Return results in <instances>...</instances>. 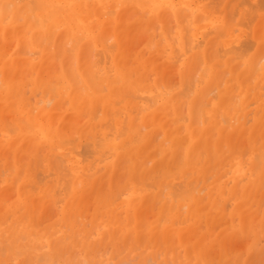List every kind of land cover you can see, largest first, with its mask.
<instances>
[{
    "label": "rangeland",
    "instance_id": "374dc122",
    "mask_svg": "<svg viewBox=\"0 0 264 264\" xmlns=\"http://www.w3.org/2000/svg\"><path fill=\"white\" fill-rule=\"evenodd\" d=\"M244 1L240 0L239 7L230 11V16L234 19L233 21L236 24L232 29L234 30V35L237 37L232 48L241 54L240 56H236L241 70V72L239 71L241 77L239 76L240 82L233 84L232 90L230 89L229 92V102L234 105L232 113L234 114L236 112L234 124H236L238 120L243 123L244 133L232 135L233 138L230 137L229 143L224 141V143H222V146H224L222 147L224 154L220 158L215 157V159H213L214 157H211L213 160L206 164L203 174H200L202 171H193L191 173L189 170L182 169V166H179V164L177 168H174L173 173H171L173 167L169 165L167 168L168 163L165 160V163L162 162L159 169L153 168L152 171L154 172L157 169V172H155L156 174L154 172H151L149 175L147 174L149 177L145 179L146 184L144 183L141 185L136 182L131 184L129 183L130 180L128 177L129 167L126 170L124 168L126 167L125 164H123L124 167L122 165L112 168L105 166L104 163L106 161L109 163L115 159L112 153L109 152L108 154L105 152L103 153L104 155L102 154L99 156V158L102 157L101 160L105 158L103 162L99 158V160L95 159L96 156L90 153V151L86 154L91 147L87 146L88 143L85 141L87 139H80L77 133L66 138L68 140L71 139V141L75 139L73 141L74 143L72 142L74 145L69 143L68 140V142L66 140L63 141V139L58 144L50 146L53 148L50 150L48 147L49 144H42L43 142L38 139V142L36 141L32 146H29L30 150L23 149L16 155L14 147L20 149V143L18 142L19 140H17V132L14 130L13 125H11L12 116L10 112L4 113V115H6L4 117V123H0V246H4V250H1L2 248L0 247V264H42V262L36 263V261L38 259H43V255L41 256L42 258H39V254H41L43 250L48 251L47 256L50 257L48 261V257L44 258L42 261H45V263L43 264H264V171L259 169L260 171L258 172L257 164L259 163L256 161L258 158L257 155L259 154L255 153L256 151L259 153L264 152V53H262V51H264L262 50L264 49V46H262L264 45V39H261L259 43H257V40L253 37L252 30L256 20L249 21V28L247 21L240 20L238 12L241 8L253 9L251 7L254 6L255 9V6H258L262 7V9L257 7V13L264 18V3L261 2V6L259 1L260 5L257 2L250 5L248 8L247 5L250 4V2H256L257 0ZM129 7L130 9L127 12L131 22L136 23L138 19L142 20V25L137 24V26L133 27L135 32L131 34L129 45L127 44L128 66L133 72L142 71L145 84L147 85L145 90L138 92L140 99L142 95V97H146L144 99L145 101L141 99L143 102H146V100L151 102L153 100V103H149L150 108L154 105L152 107L153 109L156 108L155 105L157 104L155 103L156 100H154L156 94H154V96L153 93H158L159 91L161 94L165 91L166 93L164 92V94H161L162 96H168L170 94L177 95L176 99L179 98L178 103H182L183 105V107H180L179 116L182 117L184 111L185 117L182 118H184L185 122L188 120V101L195 98L197 99L204 89L205 96L202 98L200 97V101L207 103V100H209L216 103L219 96L218 91L220 88L223 89L225 85H227L226 80L229 74L227 73L224 78L220 77V80L218 79L214 83L213 81H209L210 73L206 68L202 69L206 63L199 53L203 46L202 43H204V38L202 37L204 32L201 31L203 33L197 32L194 34L193 25L183 21L182 18L178 17L171 9L162 11V14H156L149 11L148 8H141L138 7V5H131ZM241 22H244V24ZM247 28L249 29L247 30ZM30 35V31L26 32V34L21 31V34L9 36V40H7L5 44L0 40V61L2 56H6L13 50H17L18 44H20L21 41L24 43L23 40L28 43L26 45V50L23 49V52L25 51L26 54L27 51L29 53L31 52L30 54L33 58L37 59V55H34V50L31 48L32 44L29 43ZM111 36L110 34L106 35L105 39L107 44L115 40V37ZM245 39L249 41V44H245ZM188 40H190L191 43H188ZM197 41L198 43L200 41L201 44L199 45L196 43ZM192 42L194 45L193 47L191 46ZM240 42L244 43L241 45ZM115 43L116 41L111 44ZM151 43L152 45H150ZM195 43L197 47H195ZM243 44L249 45V47L247 48ZM237 45L241 46L239 47ZM190 46L192 48H190ZM100 47L101 46L98 45L97 47L94 45L87 47L86 54H88L87 57L90 58L91 63L95 60L93 58V60L91 59L90 54H92V49H96L93 52H97V50L99 51V49H101ZM237 47L239 48L237 49ZM258 49L262 51L259 50L260 52H258ZM6 51L8 52L4 55ZM222 51L223 50H221V52ZM256 53H260V55L262 53V58ZM36 54L38 53L36 52ZM98 55L99 53L97 57ZM92 56L94 57V55ZM190 56L191 58H189ZM248 59L251 62L248 64V67H244L245 61ZM95 61L100 64L97 58ZM258 61H260L259 64H257ZM75 62L76 60L74 61V66ZM222 69L224 70L221 71V73L223 72L224 75L226 74L225 72L229 70L225 68ZM245 70L246 72H244ZM61 72L62 67L60 60L59 58H55L48 64V72L45 78L39 79V81L38 77H35V81H33L34 76L37 74L34 73L27 64L26 69H24L25 75L20 76L25 87L24 90L26 91H24V98L26 101H28V103L31 102V106L33 105L37 108L43 106L46 108L53 107L54 99L52 98L50 100V92L44 91L43 86H56L57 84L55 85V83L58 82V76ZM242 72L243 74H241ZM193 75L195 76L193 77ZM199 75L202 77L201 80L195 78H199ZM0 76L1 84V70ZM249 76L252 79L248 78ZM199 80L201 81L200 85ZM209 83H211L210 86L214 85L213 87H220L216 89L212 87V92L211 87L208 86ZM237 84L240 86H237ZM183 86H185V90L182 93ZM210 90L212 93L215 92L214 94L216 95L214 96L216 97H214L212 93L210 95L208 94ZM45 92L47 93L45 94ZM184 93L189 95H185ZM151 95L154 96V99L150 100ZM161 95H159L157 99L160 98ZM237 100L238 106L236 104ZM67 106L68 104H64V107ZM170 113L172 114V112ZM100 116L101 112H97L95 116L91 117L88 111L84 110L78 117V120L80 119L79 123L81 124L91 118L97 122ZM198 118L201 119L200 115H198ZM226 121L222 123L227 125L229 121ZM153 123L147 122L144 129L142 128V131H151L155 143H157L156 140H161L158 143L165 140L162 142L163 145H169L171 142L169 139H164L165 134L160 123ZM9 126L11 128H9ZM166 127L172 129L175 127V124L171 123V125H167ZM8 128L13 130V133ZM9 131L11 133H9ZM182 134H185L184 130L180 134L181 137H183ZM211 137L216 138L217 134L214 133ZM14 140L16 142L13 144ZM182 143V140L178 139L174 144L175 146H179L175 147L176 154L179 152L181 153L183 150ZM229 144L234 145H231L232 148L229 149ZM37 145L40 146L37 147ZM256 148H260V150H255ZM30 151H34L35 153H31ZM82 151L86 152L82 153ZM59 152L60 154H58ZM63 152L64 154L66 152V157L61 154ZM203 153L204 152L201 154ZM28 154L29 156L27 158L25 155ZM230 154H232V156H230ZM59 155L63 156L61 160V156L59 157ZM47 156H50V159L48 157L49 164H46V160H43L46 159ZM223 156L224 159L222 160ZM92 158L93 160H91ZM179 158L180 156L177 157V159ZM76 159L79 160L78 164H75ZM15 160L21 161L20 167L24 168L23 172L21 170L18 173V169L14 164ZM87 160H90V163ZM92 161L95 164H100L102 162L100 164L101 166H99V164L95 166L99 168V170L93 167L95 164H93ZM53 164L54 166H52ZM147 166H152V163L147 162ZM86 167L87 169H85ZM25 168H29V171H32V173L25 170ZM164 168H167L170 174H175L179 169V177L175 175L174 177L177 178L172 179L173 175L168 177L164 176L165 178L161 180L160 178L164 173L165 175H170L169 172L166 173L165 170L164 173L161 171ZM90 170L94 172V175H92L93 173L85 175V172L87 171V173H89L91 172ZM159 170L161 172L158 173ZM50 171L52 175H46L48 172L50 173ZM59 171H63L64 174ZM80 171H84L85 174L83 172L80 173ZM254 171L257 172L255 173ZM56 172L57 174L59 172V175H56ZM188 172L190 174L187 176ZM68 173L71 175H68ZM157 173L161 176L158 178L160 179V183H157L158 180L156 181ZM38 175L39 177H37ZM67 175L70 181L66 178ZM183 175L186 179H182ZM27 176L28 178H26ZM154 178L156 179L154 180ZM42 179L43 181H41ZM49 179L53 182L57 180L62 181L61 184L63 187L59 185V181L57 182L61 187H59L61 195H55L60 197V200L63 199L60 202L58 201V203L56 201L54 202L56 182H52V185L49 183L46 185L44 184V180L49 182ZM188 179H192L190 181L191 183H187ZM253 179H256V182H258L257 186L256 184L253 186L250 185ZM66 180L69 181V187L65 184ZM173 180H175V182H172ZM47 182L45 181V183ZM166 182H169V184L171 182L177 184L172 186L171 184L167 185ZM181 182L192 185L194 188L190 186L189 188L191 191L189 190V192H194V194L201 199L200 208L197 210L194 209V214L189 211L188 201L185 199L184 193L182 194L179 190V187H181L183 192V188H185V186L182 188ZM24 183L26 185L24 190H26V192L29 191L28 195H32L31 199H35V203L30 200L31 204H28L30 203L28 202L29 199L26 201L23 199L26 193H23V195V191L18 189V185ZM160 184H163L161 185L162 188ZM73 187H75V193L73 192ZM247 188H249L248 192L246 191ZM67 189L68 191L66 192ZM161 189H163V191ZM45 191L49 192V196L45 197L44 200H39V195ZM172 191H174L173 194H170ZM178 192H180L181 195L180 193L178 194ZM174 193H176L177 196H174ZM185 193L188 194L186 191ZM74 194L75 196H79V199L77 198L72 209L75 210V214L74 211L72 212L69 208V205L73 202ZM140 195L145 196L141 198ZM46 198L47 200H45ZM67 203L69 205H67ZM107 204L108 206H106ZM135 213L139 215V223L137 222L138 226L140 225L139 227L135 224ZM170 233L171 236H169ZM7 247H9V249ZM25 250L28 252H24ZM37 255L39 257H36ZM51 259H54L53 262H55L53 263Z\"/></svg>",
    "mask_w": 264,
    "mask_h": 264
},
{
    "label": "bare ground",
    "instance_id": "6f19581e",
    "mask_svg": "<svg viewBox=\"0 0 264 264\" xmlns=\"http://www.w3.org/2000/svg\"><path fill=\"white\" fill-rule=\"evenodd\" d=\"M241 1H244V0H241ZM259 1L260 3L261 2L264 3V1H261V0H257L256 2L254 1L252 3L250 2V4L247 5L248 8L250 5H253L254 3H257V2L260 5ZM262 3H261V6H262ZM239 4H240V0L239 1L238 0H0V40L1 42L3 41L5 44L7 43V40H9V36H12V35L14 36L15 34H21V31L25 32V34L26 32L30 31L31 35L29 36L30 38L29 43L32 44L31 48L34 50L33 51L34 55H37V59H34L33 56L30 54L31 52L29 53L27 51V54L29 53L28 56L25 53V51L23 52V49L26 50V45L28 44L27 42H25V40H23L24 43H22L21 41L20 44H18L17 46V50H13L12 52L8 53V55H6L8 51H6V53L4 52L5 53L4 55L6 56H2V59L0 61V70L2 72V78H1V84H0V123L2 124L4 123V117L6 116L4 115V113L10 112L12 116L11 125H13L14 130L17 132V138H18L17 140H19L18 142L20 143V149L14 147L15 154L18 155L23 149L30 150L29 146H32V144L36 142L38 139H40L41 142H43L42 144H49V146L48 145L47 146L49 147L50 150H52L53 148H51L50 146L58 144L63 139H64L63 141L65 140L67 141L68 139L66 138L77 133L80 139L86 138L88 141L85 139L84 140L86 141V143H88L87 146L91 147V149H88V152L82 151V153L86 152L87 154L90 151V153H92L93 155L97 157V158L95 157V159H98L99 156L105 152L107 154L108 152L112 153V155L115 157L114 161L109 162V163H107L106 161L104 165L112 168L114 166H121V165L123 166V164H125L127 168L124 166L123 167L126 170L129 167L128 177L130 180L129 183L131 184H133L134 182L141 184V185L144 184L146 182L145 179L149 177L147 176V174L149 175L151 172L153 173L154 172L152 171L153 168L159 169V166L165 160L168 163L167 168L169 165L170 167H173L171 173H173L174 168H177V165L179 164V166H182V169L189 170L191 173L193 171H198V172L202 171L200 174H203L204 168L209 161L211 162L213 159H215V157L220 158L224 154L223 153L224 150H222V147L224 146H222V143H224V141L226 143H229L230 137H232V135L234 134H237V133L241 134L242 132L244 133L243 123H241L238 120V122L234 124L235 123L234 119H236L235 118L236 112L234 114L232 113L234 110V105L229 102L230 89L232 90L233 84L240 82V77H241L240 76L241 70L238 64V60L236 59V56H240L241 54H239L238 51L236 52V50H233L232 48L233 44L235 43L237 39V37L234 35V32H233L234 30L232 29V27L236 24L233 21L234 19H232L230 16V11L237 9V7H239ZM131 5L133 6L138 5V7H141V8H148L149 11L154 12L156 14H162V11H167V9H171L178 17L182 18L183 21H186L187 23H191L193 25L194 34L197 32H200V33L204 32L203 33L204 35L202 34V37L204 38V43H202L203 46H202V49L199 51V53L202 55V58L206 63L202 69L206 68L207 71H209L210 73L209 81L211 82L213 81L214 83L218 79L220 80V77L224 78L227 75V73L229 74V77L226 80L227 85H225L223 89L220 88L218 91L219 96L217 98L216 103L209 101V100H207V103H205L204 101L202 102L200 101V97L202 98L203 96H205L204 94L205 89H204V91L201 92L202 94L200 93L201 94L200 96L198 97L196 96L197 99L195 98L193 100L188 101V105H187V110H188L187 119L188 120L185 122L184 118H182V117H185L184 111H183L184 115L182 117L179 116L180 107H183V105L182 103H178L179 98L176 99L177 95L170 94L168 96H162L161 94H164L165 91L161 94L159 91L158 93H153V95L156 94V96L154 95L156 98L154 99V96L151 95L152 97L150 96V100L154 99L156 100L155 103H157L155 105L156 108H153V109L152 107L154 105L150 108V104L154 102L153 100L151 102L147 100L146 102H143V100L146 97H142V95H141V99L143 100L140 99L138 92H140L141 90H145V87L147 85L145 84V80L143 78V72L142 71L133 72V70L130 69V67L128 66L127 53H128V45L130 42L131 34L135 32L133 27L137 26V24L142 25V20L138 19L136 23L131 22V20L128 17V12H127L130 9L129 6ZM257 7L258 6H255V9H254V6L251 7L253 9H250V8L242 9L241 8V10L239 9L238 12L240 15L239 16L240 20L247 21L248 22L247 24H249L248 25L249 28H250L249 21L251 22L254 19L256 20V23H254L252 30H253V37L257 40V43H259L261 39H264V18H262V16L257 13L258 8L262 9V7H258V8ZM237 22H240V21H237ZM242 24H244V22ZM249 28H247V30ZM108 34L115 37V40L113 41V42L116 41L115 44H111L113 42L110 43L111 45L106 43L105 37ZM190 40H188V43L190 42ZM248 40L245 39V44H249ZM196 43H198V41ZM196 43H195V47H197ZM240 43L242 45V43L244 42H240ZM198 44L199 45L201 44L200 41ZM91 45H94L95 47H97V45L101 46L100 47L101 49H99V51L97 50V52H93L96 49L95 50L92 49V54H90L91 59L93 58L96 60L97 58V61L99 60L100 64L93 59L91 63L90 58L87 57L88 54H86V50H87V47H91ZM150 45H152V43ZM191 46L192 47L194 46L193 42ZM191 46L190 48H192ZM245 46L247 48L249 47V45L248 46L245 45ZM239 47H237V49ZM221 50L223 51L221 52ZM259 50L262 51L264 49L262 50L258 49V52H260ZM36 52L38 54H36ZM98 53L99 55L97 57ZM262 53H264V51H262ZM92 55H94V57ZM257 55L259 56L260 53ZM261 55H260V58H262ZM55 58H59L60 64L62 67V72L58 76V82L55 83V85L56 84L57 85L54 87L53 85L52 87L43 86L44 91L50 92V96H51L50 100L52 98L54 99V102H53L54 105L53 107H50V108H46L45 106L41 108L34 107L33 105L31 106V102L28 103V101H26V99L24 98V93L26 91L24 90L25 87L23 85V81L20 78V76L25 75L24 69H26V66L28 64L29 68L34 73L37 74L34 76L33 81H35V77H38V80L44 79L48 72V64ZM189 58H191V56ZM255 58H254V61H255ZM74 59L77 62V63L75 62V66H74V61H75ZM260 61H258L257 64H259ZM93 62L95 65L93 64ZM250 62L251 61L249 59L245 61L244 67L245 66L248 67V64ZM222 68L229 69L228 72H225L226 73L225 75L223 72L221 73V71L224 70ZM244 72H246V70ZM205 73H206V70H205ZM241 74H243V72ZM194 76L195 75H193V77ZM195 78L200 79V80L202 79L200 75H199V78L198 77H195ZM248 78H250V76ZM23 80H24V77H23ZM244 82H245V79H244ZM200 83L201 81L199 82V85ZM210 85L211 83H209L208 86L211 87L212 92H213V88L216 89L220 87V86L213 87L214 85L213 86H210ZM238 85L239 84H237V86ZM237 86H236V89H237ZM183 87L184 88L182 90V93L185 90V86ZM211 90L208 93L209 95L212 93ZM46 93L47 92H45V94ZM214 93H212L213 96L216 95ZM159 95H161V97L157 99ZM184 97H187V96H184ZM148 99H149V96H148ZM204 100L206 101L205 98ZM237 103H238V100L236 101V104ZM64 104H68V106L64 107ZM84 110H87L91 117L95 116L97 112H101V116L99 117V120L97 122H95L93 118H91L81 124L79 123L80 119L78 120V117ZM240 110H243V109H240ZM63 111H66V112H63ZM170 112H172L173 116ZM198 115H200L201 119L198 118ZM224 121L226 122L229 121V123H227V125H224L222 123ZM147 122L160 123V126L163 128V132L165 134L164 139H169L171 143L167 146H164L162 143L165 140H162L161 143H158L161 140L160 141L156 140L157 143H155L154 137L151 131H142V128L144 129ZM171 123L175 124L174 128L169 129L168 127H166L167 125L168 126L171 125ZM10 126L9 128L12 127ZM9 130L11 132L13 131L11 129ZM183 130L185 134H182L183 137H181L180 134L183 132ZM10 131L9 133H11ZM214 133L217 134L216 138L211 137L212 134ZM178 139H181L183 142L182 143L183 150L181 151V153L179 152L176 154L175 147L177 145L175 146L174 144L176 143ZM74 140L71 141L70 139L68 141L69 143L73 144ZM15 142L16 141L14 140L13 144ZM231 145L233 146L234 144H229V149L232 148ZM39 146L40 145H37V147ZM255 150H260V148L258 149L256 148ZM33 152L34 151H32L31 153ZM202 152L204 153L201 154ZM255 153L259 154L257 155L258 158L256 157L257 161L255 160L257 163H259L257 164L258 172L260 170L264 171V152L259 153L256 151ZM58 154H60V152ZM61 154L65 156L66 152L65 154L64 152ZM25 156H27L28 158L29 154ZM60 156L61 155H59V157ZM178 156H180L181 159L180 158L179 159L181 161L177 159ZM230 156H232V154H230ZM48 157L50 159V156H47L46 159H43V160H46L45 161L46 164H49ZM211 157L212 158L214 157V158L212 159ZM62 158L63 156L60 157V160ZM93 158L91 160H93ZM101 158L99 159L101 160ZM223 159H224V156L222 157V160ZM103 160L101 161L103 162ZM78 162L79 160L76 159L75 164H78ZM88 162L90 163V160ZM147 162H151L152 166L148 167ZM176 162H179V163H176ZM14 164H15V167L18 169V173L21 170L23 172L24 168L20 167V164H21L20 160H15ZM93 164L95 163L93 162ZM96 164L98 165L99 163H96ZM96 164L94 166L91 164L89 165L99 170V168L95 167ZM100 164L99 166H101ZM52 166H54V164ZM167 168H164L162 170L160 169V170L163 171V173L165 170L166 173L169 172L170 174V171ZM85 169H87V167ZM25 170L29 171V168H25ZM160 170L158 171V173L161 172ZM29 172L32 173V171H29ZM59 172L63 173V171H59ZM59 172L58 174L57 172L55 174L59 175ZM82 172L84 173V171H80V173ZM155 172H157V169L155 170ZM178 172H179V169L176 172L177 174L175 173V174L165 175V173L164 174L161 173L163 174L162 176L163 178L159 176V174L157 173L158 174L157 179L154 178V180L156 179V181L158 180L157 183L158 182L160 183V179L163 180L165 177H168L171 175H173L172 179L177 178L174 176L175 175L177 176ZM254 172L256 173L257 171H254ZM85 173H84L85 175L92 174V173H93L92 175H94L93 171L89 173H87L86 171ZM49 174L52 175V172L50 171V173L48 172L46 175H49ZM69 174L70 173H68V175ZM84 174H81V175H84ZM188 174L190 173L188 172L187 176ZM68 175L66 176L67 179H68ZM37 177H39V175ZM159 177L161 178L158 179ZM26 178H28V176ZM51 179L48 180L49 182H47V180H44V184L46 185L49 183L52 185L54 182H56L57 185L58 183H60L59 185L62 186L61 184L62 181L54 179L57 181L53 182ZM182 179H186V177L184 178V175H183ZM23 180L25 181L24 178ZM68 180H66L67 182L65 181V184H67V186L69 187L70 180L69 181ZM191 180L192 179H188L187 183H189ZM41 181H43V179ZM45 181L47 183H45ZM172 182H175V180H173ZM172 182L170 183L172 186H174V184L175 185L177 184V183L173 184ZM187 183L185 182L182 183V188L183 186H185V188H183V192L181 190V187H179V190L182 194L184 193L185 199H187L188 201L189 211L192 214H194L193 213L194 209L197 210L200 208L201 199L197 195L194 194L193 190H192L193 193L189 192L190 190L189 187L192 185H188ZM166 184L168 185L169 182L168 183L166 182ZM255 184L257 186L258 182H256V179H253L250 185L253 186ZM57 185H55L56 186L55 189L57 191L55 190V193H54V196H55L54 202L56 201L58 203V201L60 202L63 199L60 200V197L56 196L60 194L61 192L59 190L61 187ZM161 185L163 184H160V186ZM25 186H26L25 183L22 185L21 184L18 185V189L20 191H23L22 194L26 193V195L23 194L24 195L23 199L25 201L29 199L28 202H30V200L34 202L35 199H31L32 195L31 196L28 195L29 191L26 192V190H24ZM191 188H194V187L192 186ZM72 189H73V192L75 193L76 192L75 187H73ZM248 189L249 188L246 189L247 192H248ZM161 190L163 191V189ZM67 191L68 189L66 190V192ZM185 191L188 192V194L185 193ZM56 192H59V193H56ZM173 192L174 191H172V193L170 194H173ZM180 192H178V194ZM161 195H162V192H161ZM175 195L176 193H174V196ZM48 196H49V192L45 191L39 195L40 197L39 200H44V198ZM73 196H74V199L72 200L73 202L71 201L72 203L70 205L67 203V205L70 206L69 208L71 210L73 209V206L77 198L79 199L78 195L75 196L74 194ZM140 196L141 198L142 197L144 198L145 195H140ZM45 200H47V198ZM105 203H108V202H105ZM28 204H31V202ZM106 206H108V204ZM73 211L75 214V210H72V212ZM138 218H139V215L135 213L134 214L135 224H137ZM169 236H171V233ZM6 244H5V249H6ZM0 247L2 248L1 250H4L3 249L4 246L3 247L0 246ZM7 248L9 249V247ZM26 251L27 250H25L24 252ZM22 253H23V250H22ZM47 253L48 251L43 250V252L39 254L40 257L38 255L36 257L42 258L41 256L43 255V259L48 257L47 259L48 261L50 257L47 256ZM43 259L41 260L38 259L39 261L37 260L36 263H39V262H42V264L45 263V261H42Z\"/></svg>",
    "mask_w": 264,
    "mask_h": 264
}]
</instances>
